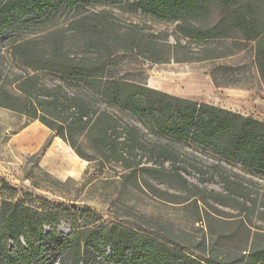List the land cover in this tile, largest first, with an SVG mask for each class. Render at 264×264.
Listing matches in <instances>:
<instances>
[{
  "label": "trees",
  "instance_id": "trees-1",
  "mask_svg": "<svg viewBox=\"0 0 264 264\" xmlns=\"http://www.w3.org/2000/svg\"><path fill=\"white\" fill-rule=\"evenodd\" d=\"M109 0H0V39L53 18L61 9L100 4ZM134 0L132 11H140L166 20H174V43L162 58L161 49L151 35L129 29L122 34L112 28L104 13H80L67 29L83 41L85 51L77 56L68 50L66 32L58 29L40 37H13L9 44L11 60L30 71H51L63 82H73L79 92L66 90L58 83L41 85L35 73L15 80L16 92L1 86L0 107L38 120L66 142L81 158L92 160L77 139L86 132L93 147L103 158L125 162L131 157L138 130L120 128L119 121L106 108L94 107L100 98L148 121L152 132L170 140L190 141L210 153L215 162L204 165L186 163L166 147L155 148L163 161L161 169L182 181L193 194L213 199L234 198L243 189L239 176L222 162L237 163L250 173L264 175V121L217 105L181 98L125 79L108 75L109 57L117 50L135 52L152 62L201 61L234 53L240 46L233 33L249 43L253 64L264 82V16L252 4L236 0ZM129 3V2H127ZM214 9L220 17L210 20ZM207 46L202 55L189 51V44ZM211 45V46H208ZM204 46V47H205ZM64 115L59 121L47 116L48 109ZM123 131V132H122ZM124 135L122 141L119 140ZM49 142L43 146L45 150ZM126 167H129L125 164ZM195 169L201 177L216 178L221 191L199 187L182 173ZM161 170V171H162ZM245 205V203L243 204ZM68 226L64 232L60 225ZM157 229L145 230L134 222L110 221L87 227L68 209H37L30 205L0 198V264H264V246L243 248L237 254L217 253L204 244L192 250ZM245 251V253H243Z\"/></svg>",
  "mask_w": 264,
  "mask_h": 264
},
{
  "label": "rangeland",
  "instance_id": "rangeland-1",
  "mask_svg": "<svg viewBox=\"0 0 264 264\" xmlns=\"http://www.w3.org/2000/svg\"><path fill=\"white\" fill-rule=\"evenodd\" d=\"M133 1L109 0L76 9H61L53 18L5 36L2 44L0 39V88L16 92L15 80L35 73L41 85L60 83L66 90H83L73 82H63L51 71L32 72L14 63L8 52L13 37H40L48 31L61 29L66 32L68 50L82 55L85 51L83 41L66 30L69 21L80 13H104L112 28L120 34L131 29L137 34L151 35L161 49L162 58L167 57L168 45L174 43L175 21L139 10L134 12L130 5ZM236 3L252 4L255 12L264 16V0H236ZM219 17V10L214 9L210 20L214 22ZM233 36L241 41L244 50L238 52L231 48L230 40L223 41L227 46L225 51L230 49L233 55L201 61L155 63L135 52L119 49L108 59V75L181 98L234 109L264 121V82L256 72L249 43L241 40L239 32ZM204 46L191 43L189 51L202 55L207 47ZM91 103L94 107L108 109L119 121L120 128L138 130L131 157L124 163L103 158L84 131L78 132L77 139L81 149L93 159H83L38 120L0 107L1 199L39 210L68 209L87 227L110 221L134 222L145 230L162 231L180 248L190 245L194 251L204 244L217 253L233 255L245 247L264 246V175L223 161L225 168L237 174L242 182L243 189L238 195L217 200L203 193L193 194L182 181L163 172L162 169L170 167L171 161H163L155 148L164 146L186 163L209 165L217 158L190 141L170 140L152 132L145 118L109 106L100 98L92 99ZM47 116L56 122L64 117L52 107ZM123 138L121 135L119 140ZM46 142L48 146L42 150ZM182 175L200 188L207 185L216 191L222 190L216 178L206 180L208 177H201L195 169H190V175ZM60 229L69 231L65 224H61Z\"/></svg>",
  "mask_w": 264,
  "mask_h": 264
},
{
  "label": "crops",
  "instance_id": "crops-1",
  "mask_svg": "<svg viewBox=\"0 0 264 264\" xmlns=\"http://www.w3.org/2000/svg\"><path fill=\"white\" fill-rule=\"evenodd\" d=\"M226 109H228V108H226ZM230 110H232V111H236V112H239V111H237V110H234V109H230ZM240 113V112H239ZM242 114V113H241Z\"/></svg>",
  "mask_w": 264,
  "mask_h": 264
},
{
  "label": "bare ground",
  "instance_id": "bare-ground-1",
  "mask_svg": "<svg viewBox=\"0 0 264 264\" xmlns=\"http://www.w3.org/2000/svg\"><path fill=\"white\" fill-rule=\"evenodd\" d=\"M61 142V141H60ZM70 165V164H69Z\"/></svg>",
  "mask_w": 264,
  "mask_h": 264
}]
</instances>
